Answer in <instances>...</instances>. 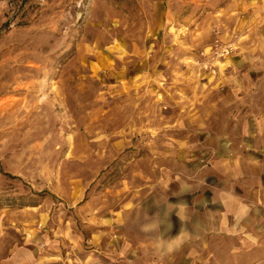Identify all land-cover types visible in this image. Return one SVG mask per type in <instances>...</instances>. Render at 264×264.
Masks as SVG:
<instances>
[{
	"label": "rangeland",
	"instance_id": "rangeland-1",
	"mask_svg": "<svg viewBox=\"0 0 264 264\" xmlns=\"http://www.w3.org/2000/svg\"><path fill=\"white\" fill-rule=\"evenodd\" d=\"M250 139L264 0H0V264H161L166 214L224 193L249 233L198 264H264Z\"/></svg>",
	"mask_w": 264,
	"mask_h": 264
},
{
	"label": "crops",
	"instance_id": "crops-1",
	"mask_svg": "<svg viewBox=\"0 0 264 264\" xmlns=\"http://www.w3.org/2000/svg\"><path fill=\"white\" fill-rule=\"evenodd\" d=\"M248 141L249 143H243L242 148L239 151V167L242 168L245 166L264 171V144L261 145L256 143L254 139ZM249 149H254L259 153H262V160H255L248 155L249 152L247 151ZM261 176H264V173ZM208 178L210 177H207V179ZM233 197L234 196L231 194L224 193L223 198L226 199V202L223 205H220L215 201L214 195L212 197V202H210L209 198L203 197L200 201L201 204L203 203V208H201L198 203V205H195V207L189 211L183 210L181 209L183 207L182 203L180 205L178 204L181 208L175 209L173 213H167L164 221L161 223L159 231V241L163 246L161 248V253L163 252L166 256L163 258L165 261H162L161 264H165L168 258L172 257V250L176 251L173 256L176 254L175 259L177 260V264H198L199 260L204 256L210 260L211 256L208 251H210L209 240L212 236L216 234L225 236L231 233H249V227L247 224L245 225L244 222L242 224L239 219L243 215H245V219H247L248 211L250 210L248 208L250 205L246 203L248 206L247 208L244 204L237 202ZM259 200L264 201L262 197H256L255 201ZM216 205H220L222 208V211H219V215H217ZM212 206L213 208H211ZM173 218L175 219L174 226L172 225ZM251 229L253 228H250V230ZM259 242L261 249L264 250V239H259ZM178 250L184 251L183 255H181L182 262L179 261L180 256L178 255ZM204 250H206V253L202 254L201 251ZM208 260H206V262H208Z\"/></svg>",
	"mask_w": 264,
	"mask_h": 264
}]
</instances>
